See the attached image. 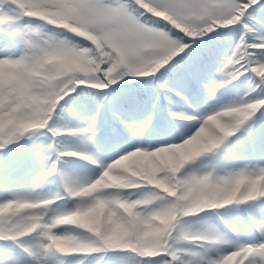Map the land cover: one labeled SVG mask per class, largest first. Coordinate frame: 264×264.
<instances>
[{
	"label": "snow or ice",
	"instance_id": "obj_1",
	"mask_svg": "<svg viewBox=\"0 0 264 264\" xmlns=\"http://www.w3.org/2000/svg\"><path fill=\"white\" fill-rule=\"evenodd\" d=\"M50 13L62 17L64 27L48 24L52 31L42 40L34 38L32 26L20 23L27 18L44 24L43 17L50 19ZM253 16L264 22V0H38L33 4L0 0V44L18 41L23 45L19 56H0V153L37 131L48 136L53 143L36 153L44 168L37 183L55 172L53 155L57 160L68 157L96 163L86 153L61 151L55 144L57 137L85 135L92 130L91 125L87 129H62L52 123L58 111H63L62 102L78 88L105 90L125 77L158 80L175 69L177 92L198 86L208 101L214 97L219 100L220 90L227 91L228 85L233 89L238 84L246 85L250 92H255L239 96L207 115L193 111L191 115L198 119L192 125H177L174 121L168 122V126L159 121L135 124L130 131L138 142L131 150L122 147V154L103 166L95 180L81 182L62 176V191L51 198L18 196L0 202V210H6L0 215V240L19 248L27 257L24 264H41L42 256L81 257L75 264H84L89 256L108 252L129 254L135 264H264V223L252 219L258 238L254 243H240L239 239H226L210 226L193 231L185 222V218L208 210L264 199V167H244L222 175L214 171L183 172L186 165L216 152L235 133L243 130L244 136L253 137L256 122L264 119V111L256 116L258 110L264 109V60H255L257 55L264 57V35L250 26ZM237 25L242 29L237 30L239 39L220 64L218 79L208 83L209 71L221 57L218 41L229 35L223 30ZM61 36L64 38L60 39ZM193 42H204L208 47L196 51L191 49ZM171 87L164 90L165 96ZM230 108L247 109V114L230 128L229 135L214 131L209 118ZM92 120L94 123L95 117ZM25 124L33 126L25 128ZM158 128L160 135L155 136ZM201 128L211 133L210 145L183 162L169 163L157 157L145 171L144 161L131 155L154 153L178 144ZM142 135L145 139L152 137L148 147L139 143ZM257 147L264 160V138L239 145L241 150L255 151ZM118 162H127V168L117 171ZM106 171L124 178L125 186L104 188L88 197L76 195L101 179ZM221 189H238L236 202L222 208L199 204L210 192ZM67 200L77 203L71 209L62 207L60 202ZM25 204L32 207L19 208ZM99 205H103V210L95 217L92 228L59 222L65 216L94 213ZM194 206L200 210L191 214ZM49 212L52 214L48 215ZM165 219L169 222L162 224ZM32 224L40 227L28 231ZM117 232L121 238L113 242L112 236ZM33 236L38 244L29 247L26 240ZM57 239L74 241L77 250L57 249ZM221 245L233 250L215 257L188 251V246L212 251L219 250ZM16 259L6 254L3 264H15Z\"/></svg>",
	"mask_w": 264,
	"mask_h": 264
},
{
	"label": "rangeland",
	"instance_id": "obj_2",
	"mask_svg": "<svg viewBox=\"0 0 264 264\" xmlns=\"http://www.w3.org/2000/svg\"><path fill=\"white\" fill-rule=\"evenodd\" d=\"M38 22V20H29L27 18H24L20 21L21 25H30L33 28L41 25V22ZM0 34H2V31H0ZM261 34L262 32L259 35ZM237 39L238 38L236 36V40ZM234 46L235 43L233 47ZM22 50L23 45L18 41H12L7 45L0 44V56H19ZM230 54L231 52L228 55ZM256 57L259 59V62L264 60V57L259 55ZM221 59L218 61L219 64L217 70L220 64L223 63V60ZM217 79L218 76L216 75V78L211 80V82ZM112 88H114V86ZM115 88H122V85L116 86ZM227 88V91L224 89L220 90V94L222 95L218 94L220 96L219 100L214 97L211 99V101H208L204 91L201 93L202 97H200V99L195 98L192 103H190L191 101L187 99H182V102L185 104V106L177 105L178 107L174 108L172 111L166 112L165 116L168 117L169 121H174L177 125H192L194 121L198 119V117H193L191 115L193 111L199 113L200 116L207 115L214 109L222 108L223 105L234 102L239 96L246 97L248 94L255 95V92H250L247 87L233 89L232 85H228ZM226 93H229V95L226 96ZM178 98L181 99V97ZM72 108L73 107H70L68 111L71 110V112L74 113L75 110ZM58 114L61 116L62 112L58 111L57 118L52 123L55 127L61 128V122L58 119ZM99 115V107H96V110L92 115L85 117L72 115L71 121L74 120L73 125L71 128L66 129H87L91 125L92 130L85 135L65 136L61 140V147H58V149L61 151H77L86 153L92 158V160L96 161L95 164L90 163L85 159H80L77 161L67 157H62L57 160L55 155H53L52 159L55 161V172L52 176H49L42 182L37 183L39 178L44 173V168L39 160L36 159V163L28 165V172L25 173L24 169L26 163L22 161V158L19 157V155L12 157L14 153L12 150H15L17 147L11 150H5L3 153L5 157L0 158V202L18 196L51 198L57 192L62 191L60 187V179L62 176L66 179L81 182L95 180L100 174L103 166L113 162V160L117 158L118 155L122 154L120 152L122 147H127L129 150H131L132 146L138 142L134 137L133 132L130 131V129H132L135 124L150 120L154 122L159 121L162 125L168 126V122L161 120L152 112L146 115L149 118L143 116H133L129 119H117L119 118L118 116L110 115L105 118L104 115L102 117ZM93 117H95L94 123L92 120ZM102 118H104V120ZM108 118H110L111 122L113 123H107L106 120ZM121 121H123V123H121ZM125 124H127L128 127H125ZM150 126L151 124H148V127ZM195 130V127H192L191 131L194 132ZM145 131H147V128H145ZM178 131H181V129H178ZM242 131L243 130H241V132ZM32 135L41 137L39 138L38 142L43 145V150L49 143H51V139L41 131H37ZM154 135H160L159 128L156 130ZM27 137L28 136H25L15 144H18L19 147L22 140L25 141ZM240 137L241 134L239 133L235 137L228 138L225 141V144L221 145V147L217 149L216 152L198 158L194 162H190L188 165H186L183 172L186 174H199L201 172L214 171L216 174L222 175L228 171H233L244 167H247L249 170H255L256 167H264V160L261 159L258 147L255 151L246 149L240 150L238 153H233L231 150H229L231 141L239 139ZM61 138L57 137L56 139ZM261 138H264V136ZM261 138L258 139L257 136L253 135L251 138H243L244 140H240L237 144H250L253 141H259ZM85 139L88 141L86 144L82 143V141ZM139 143H141L143 147H148L152 143V137L145 139L142 135ZM32 157H35V155ZM62 161L65 163L63 164ZM76 203L77 202L75 200L60 202L62 207H66L68 209H71ZM247 204L248 206L245 207L246 212L243 214L230 210L229 208L223 209V211L227 212L229 215L226 220L224 218H220V216L217 215H221V211L210 210L203 213L202 216L214 222V225H208L206 222L203 223L199 216L185 218V222L194 230H201L205 226H210L222 236L229 238L228 240L239 239L240 243H254L258 238V233L254 231L252 219L257 220L260 223H264V211H261V209H264V199L251 201V203L247 202ZM47 214L51 215L52 213L49 212ZM222 222H224V224ZM244 225H247V229L244 228ZM58 231L63 232L64 230L60 229ZM37 244L38 239L36 236L30 237L26 240V245L29 247H35ZM231 250H233V248L228 245H221L219 250L212 251L200 249L195 246H188V251L192 253H199L204 257H215L218 254H223L224 252H229ZM6 254H11L13 257L17 258L15 264H24V261L27 259V257L21 254V250L11 242L0 240V264H3V257ZM105 255L107 254L105 253ZM100 256L103 255L96 257L95 255H91L85 259L88 262L84 261V264H94L95 260ZM75 259L76 257L59 256H42L40 258L41 264H75ZM105 264H135V261L129 254L115 252L113 256L105 257ZM257 264H259V262H257Z\"/></svg>",
	"mask_w": 264,
	"mask_h": 264
},
{
	"label": "clouds",
	"instance_id": "obj_3",
	"mask_svg": "<svg viewBox=\"0 0 264 264\" xmlns=\"http://www.w3.org/2000/svg\"><path fill=\"white\" fill-rule=\"evenodd\" d=\"M22 4H33L38 2V0H20ZM30 15H37L39 13H30ZM49 16L43 17L46 23L41 24L35 27L33 30L35 32V39L42 40L45 36L50 33L52 30L47 27L48 24L54 25L57 28L64 27L62 22V17H60L56 13H50ZM63 39L64 37H59ZM251 106H249L250 108ZM247 114V109H238V108H230L225 109L219 113L215 117H210L209 121L211 127L214 131H218L223 135L230 134V128L235 126L239 122H241L245 115ZM33 125L25 124V128H30ZM211 133L209 131H205L203 128L198 129L196 133H194L191 137H188L184 141L178 144H171L166 147L157 149L154 153L145 154L142 152H137L131 154L132 157L143 160L144 161V170L147 171L151 163H155L157 157L161 161H166L169 163H180L183 162L193 155L199 154L203 151L208 145L211 143ZM147 157V159L145 158ZM128 163L125 162L123 164L117 163L116 169L119 171L121 168H127ZM240 183H243L241 181ZM125 186L124 178L112 173V172H104L102 173L101 179L96 180L94 183L89 185L88 187L83 188L79 192L76 193L78 196L88 197L95 194L98 191L103 190L108 187H122ZM238 194V189H221L215 192H210L208 196L199 201V204L212 207V208H222L227 204H231L236 202V197ZM31 205H20L19 208H29ZM103 210V205H99L97 211L94 213H89L86 215H78L73 214L70 216L63 217L59 222L62 224H80L81 226L92 228L95 224V217L99 215V213ZM200 210L199 206H194L191 208V214H195ZM6 210H0V215H3V212ZM169 221L167 219L162 220V224H167ZM40 227L38 224H32L28 231H34L36 228ZM193 231H196L192 228ZM121 238L120 233H114L112 236L113 242L118 241ZM57 249L61 251H73L77 250L75 246V242L72 240H63L57 239L54 241Z\"/></svg>",
	"mask_w": 264,
	"mask_h": 264
},
{
	"label": "trees",
	"instance_id": "obj_4",
	"mask_svg": "<svg viewBox=\"0 0 264 264\" xmlns=\"http://www.w3.org/2000/svg\"><path fill=\"white\" fill-rule=\"evenodd\" d=\"M259 21V17L258 16H253L252 18V24H250V26H255L254 30L257 34H260L261 32L264 33V22H258ZM242 31V29L239 28V25L235 26L234 29H225L224 31H228L229 35L227 37H225V42L227 43L228 39L230 40V38L237 36V38L239 39V33L238 31ZM249 39L251 40V37H249ZM208 47L207 43H203L199 49L202 50L204 48ZM221 54L223 53V51H221ZM184 54H182L183 56ZM187 59V58H186ZM255 60L257 62H259V59L257 57H255ZM186 62V61H185ZM183 63V62H182ZM214 71L212 68L209 71V75L211 74V72ZM249 76H251L250 74H248ZM169 78V79H166ZM166 78L162 79L159 85H163V88H161V91H164L165 89H167L166 87H170V86H174L176 84V79H175V69H173L172 72L166 74ZM253 79H255L254 77H252ZM242 79V78H241ZM156 82H158V80H155ZM168 83V84H165ZM170 83V85H169ZM139 89L137 90V92L133 93L132 96L128 97L124 102L122 101H116V103L113 105L112 111H116V112H127L129 111V109H131L132 107H135L137 105H141V108H145V102H148L151 97L153 95H155V88L153 87V84L151 82H147L144 84H139ZM238 86H240V84H238ZM175 89V87H173ZM178 93H183L186 94V92H178ZM137 97V98H136ZM136 98V99H135ZM93 99H99L98 96H94L93 97H89L88 96V104L91 102V100ZM116 99V98H114ZM169 97H167V95L165 96V94H162V100L164 103L168 102ZM135 100V103H133ZM70 103L68 104H62L63 107V115L66 116V111H67V107ZM93 104V102L90 103V105ZM81 106L85 107L84 104H82ZM112 107V106H111ZM58 119L60 120L59 114H58Z\"/></svg>",
	"mask_w": 264,
	"mask_h": 264
}]
</instances>
